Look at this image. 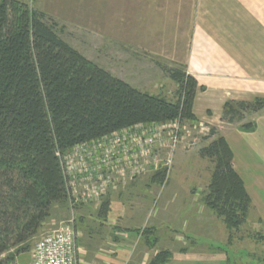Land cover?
<instances>
[{"label": "trees", "instance_id": "1", "mask_svg": "<svg viewBox=\"0 0 264 264\" xmlns=\"http://www.w3.org/2000/svg\"><path fill=\"white\" fill-rule=\"evenodd\" d=\"M52 21L23 1L0 0V264H15L30 252L57 207L75 209L58 155L137 125L195 120L199 85L185 66L161 67L178 85L175 101L141 92L86 59ZM262 109L260 98L228 102L223 120L233 125L244 112ZM254 128L244 124L239 129ZM199 154L214 163L204 204L230 232L239 231L252 202L233 168L231 147L219 136ZM164 176L157 172L153 180L161 184ZM110 204L109 197L103 201L100 219L107 220ZM153 232L143 235L151 241ZM170 257L161 252L150 264H165Z\"/></svg>", "mask_w": 264, "mask_h": 264}, {"label": "rangeland", "instance_id": "2", "mask_svg": "<svg viewBox=\"0 0 264 264\" xmlns=\"http://www.w3.org/2000/svg\"><path fill=\"white\" fill-rule=\"evenodd\" d=\"M20 1L47 13L58 23L61 37L86 59L137 90L170 101L176 100L178 85L164 75L162 66H185L181 60L201 42L205 50L216 44L217 51L225 46L233 56L238 57L240 52L239 5L235 0ZM129 2L137 14L133 27L129 25V13L118 12V8L126 10ZM185 69L190 74L187 66ZM226 103L210 121L194 115L193 121L128 128L127 138L140 135L134 137L136 143L159 134L161 143H153L151 157L158 169L153 166L146 175L142 173L135 181L119 185L98 206L78 204L70 210L57 207L28 253H33L37 242L47 233L72 218L78 220L81 213L78 207L88 208L83 212L84 219L95 218L97 209L109 197L113 203L110 210L113 232L118 227L122 231L134 228L154 231L149 242L143 238L129 241L134 248L129 264H139L144 252L151 263L165 251L171 255L168 264H264V239L261 231L257 233L260 225L255 216L251 218L252 212L239 231L230 232L223 219L203 202L214 163L201 158L200 150L217 137L225 138L230 131L249 123L252 115L244 112V119L231 125L223 120ZM212 130L216 133L213 137ZM166 160L169 161L165 165ZM160 171L165 172L161 184L153 180Z\"/></svg>", "mask_w": 264, "mask_h": 264}, {"label": "crops", "instance_id": "3", "mask_svg": "<svg viewBox=\"0 0 264 264\" xmlns=\"http://www.w3.org/2000/svg\"><path fill=\"white\" fill-rule=\"evenodd\" d=\"M235 2L239 5L240 16L239 56H233L225 46L217 51L216 44L213 43V48L209 45L205 50L201 42L188 52L186 59L181 60L199 85L193 113L196 117L209 121L215 119L228 101L251 102L258 98L264 99V0H235ZM133 7L130 2L126 10L123 8L119 11L117 7L121 15L129 13L131 18L129 25L132 27L136 25L137 15ZM196 27L197 24L193 27L195 33ZM205 114L210 117H203ZM247 121H249L247 124L255 126L252 132L236 129L227 133L225 139L233 151V168L243 180L251 198V218L255 216L260 225L257 233L261 231L263 234L261 238L264 239V109L253 113ZM83 207L85 211L82 210ZM77 209L82 213V215L79 213L78 220L74 224L78 264H129L134 253L129 241L143 238L149 242L141 228L122 231L118 227L113 232L110 228L114 223L111 212L107 220L98 217L99 209L95 218L85 216L84 219L83 212L88 208L81 206ZM111 209L113 203L110 205ZM130 248L132 252H129ZM25 256L28 259H25ZM147 256L144 252L139 264H150ZM32 262L33 253L30 255L27 252L18 256L15 264H32Z\"/></svg>", "mask_w": 264, "mask_h": 264}, {"label": "built area", "instance_id": "4", "mask_svg": "<svg viewBox=\"0 0 264 264\" xmlns=\"http://www.w3.org/2000/svg\"><path fill=\"white\" fill-rule=\"evenodd\" d=\"M126 130L77 145L65 155H58L72 207L78 204L98 206L119 185L135 181L142 173L146 175L153 166L158 169L151 157L153 143H161L157 138L159 134L141 138L136 143L134 137L140 135L127 138ZM32 264H78L74 218L37 242Z\"/></svg>", "mask_w": 264, "mask_h": 264}]
</instances>
